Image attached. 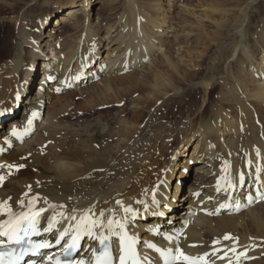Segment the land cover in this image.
Returning a JSON list of instances; mask_svg holds the SVG:
<instances>
[{"label": "bare ground", "instance_id": "obj_1", "mask_svg": "<svg viewBox=\"0 0 264 264\" xmlns=\"http://www.w3.org/2000/svg\"><path fill=\"white\" fill-rule=\"evenodd\" d=\"M42 1L50 11L42 14L38 34L19 30L11 41L0 42V53L7 55L0 61V202L19 213L39 197L36 207L47 211L32 241L51 243L62 232L66 238L76 235L91 210L103 225L80 233L85 241L73 264H93L105 240L112 242L118 264L125 230L135 239L142 264H164L157 249L176 254L180 249L205 257L207 264H264V30L251 38L247 17L259 0L234 16L221 15L236 19L239 42L222 71L213 65L210 80L190 82V90L200 93L198 104L173 118L160 102L147 110L156 100L148 91L161 90L164 103L182 94L163 90L173 88L175 76L198 70L197 64L189 69L184 56L194 54L187 39L195 31L208 38V29L219 24L210 16L219 9L199 4L189 9L183 0ZM250 38L257 45L253 53ZM39 61L37 70L33 64ZM39 68L42 78L35 85ZM145 83L150 85L142 95ZM72 90L87 94L89 108L132 96L133 115L113 127L100 115L90 121L92 133L86 130L81 139L73 122L77 115L69 111ZM182 188H188L185 195ZM128 207L136 214L125 213ZM7 219L0 215V223ZM110 220L125 228L110 226ZM49 222L55 226L46 232ZM56 249L39 253L36 264H53L63 251Z\"/></svg>", "mask_w": 264, "mask_h": 264}, {"label": "rangeland", "instance_id": "obj_2", "mask_svg": "<svg viewBox=\"0 0 264 264\" xmlns=\"http://www.w3.org/2000/svg\"><path fill=\"white\" fill-rule=\"evenodd\" d=\"M7 4H2L0 2V42L6 44L11 41L18 32L21 30L25 33L38 34V30L35 28L38 26L39 20L41 19L42 14L47 11L48 4L43 3L42 0H6ZM94 1V0H91ZM237 0H183L182 5L187 6L190 9V5H202L204 8H212L216 7L219 9V14L211 15L210 18H216L219 24L216 27L209 28L208 31L211 34L208 38H204L203 35H200L198 31H195L192 36L187 39V43H190L192 51L194 54L190 56L184 53L185 58L187 59V64L189 69L192 65H198V70H194L191 72H187L188 76L185 78L175 76L171 81L173 88H169L168 90H163V92H168L170 94H180L173 97L167 103H164L166 98L161 95V90L155 89L152 92L150 89L148 92L156 95V100L150 101L151 105L147 108L150 109L157 102L165 104V110H167L168 118H173L181 114L183 108L185 106H196L199 101L200 93L197 91L190 90L189 85L196 81H208L211 78L212 70L211 67L213 65H217V71H222L224 69V63L227 58L230 57V54L233 52V48L239 42V36L233 33L235 29L234 20L232 17H223L222 14L225 11L231 13V16H234L238 13L237 9L241 8V10H245L247 4L252 0H239L240 4L233 5V2ZM167 2V1H165ZM95 8H98V4H93ZM254 6V7H253ZM165 8H168L165 6ZM68 8H64L61 12L54 13L52 15L53 19L59 17L64 13ZM50 11V9L48 10ZM100 14H104L103 10ZM59 15V16H58ZM247 16L249 18L250 24L249 28V36L257 31L264 30V0H259L257 3L253 4L248 11ZM244 16V12H243ZM51 17V18H52ZM96 15L94 16V18ZM240 17V16H239ZM239 17H237V21L240 22ZM173 20H176V16L173 17ZM52 24V23H51ZM31 28V29H30ZM36 30V32H35ZM28 31V32H27ZM69 31V28L66 30ZM35 32V33H34ZM223 34V36L219 34ZM99 35H104V32H99ZM203 37V38H202ZM237 37V38H236ZM252 38V36H251ZM250 38V39H251ZM248 39L247 46L249 47L250 52H255L257 48L256 43L253 39ZM250 42V43H249ZM250 45V46H249ZM252 48V49H251ZM254 50V51H253ZM0 53V61L5 60L7 55ZM225 58V59H223ZM29 62L31 58L27 59ZM42 64V61L37 62L33 66L37 68ZM214 68V67H213ZM212 68V69H213ZM39 72L37 78L35 80V84L39 82L41 79L42 68H39ZM158 73L157 69L152 70V74ZM164 72H162V75ZM150 85L149 83H145L144 86L140 89V94L144 95L143 91L145 86ZM32 93H37V88L33 87ZM82 89V88H81ZM79 89V90H81ZM78 91V89H76ZM76 90H72L74 92L69 93V98L72 100L73 104L70 105V110L76 117H73L75 121V125L77 126L78 136L81 139H85L87 136V131L89 130L91 133L94 129L91 125V120L97 118L102 115L105 122H107L110 126H115L118 124L119 120H123L124 122L129 121L132 117V112L130 106L134 103V98L132 96L124 99L123 96L119 95L114 100H112L109 104H105L106 102H100L92 108H89V101L87 102V94L82 96L79 95ZM174 91V92H172ZM32 95V94H31ZM26 99L24 98L22 102H20L21 108H23V102ZM132 100V101H131ZM120 101L119 105H116ZM101 104L102 105L100 107ZM82 107V110L80 109ZM146 112L143 113V120L146 117ZM87 119V120H86ZM78 123H77V121ZM80 120V121H79ZM86 120V121H85ZM84 121V122H83ZM7 122L5 123L4 129L7 127ZM85 123V124H84ZM81 124V126H80ZM82 127V128H81ZM80 128V129H79ZM87 130V131H86ZM85 137V138H84ZM94 142H99L98 138L94 139ZM175 144V140L172 141ZM187 154H190L187 152ZM182 157L179 158V163L182 161ZM184 190V195L187 193L188 188H182L181 191ZM182 193V192H181ZM21 206V205H20ZM89 234V233H88ZM264 257V256H263Z\"/></svg>", "mask_w": 264, "mask_h": 264}, {"label": "snow or ice", "instance_id": "obj_3", "mask_svg": "<svg viewBox=\"0 0 264 264\" xmlns=\"http://www.w3.org/2000/svg\"><path fill=\"white\" fill-rule=\"evenodd\" d=\"M3 113H0L2 115ZM35 116V113L33 114ZM29 126H31L32 121H28ZM17 134V130H13V135ZM0 167H3V165H0ZM7 167H23V165L14 166V165H8ZM4 180L3 176H0V182ZM241 180H243V174H241ZM234 187V186H233ZM29 190H31V186H29ZM264 198V197H262ZM251 197H249V202H251ZM39 201V197H34L33 199L29 200L27 207V210H22L19 213H16L13 211L11 204L9 202H0V215H6L8 216V219L4 222L0 223V237H6L7 241L9 243H15V244H22L26 241V238L34 235L39 234L38 230V224L39 219L41 215L47 211L46 208H37L36 204ZM45 203L47 204V201L45 200ZM21 207H25V203L23 200L20 201ZM117 204H121V201H117ZM52 208H55V205H51ZM239 207V205H237ZM125 213H132L133 215L136 214V210L132 209L131 207L124 208ZM62 215V214H61ZM104 213L101 212L100 216H103ZM72 219H75V217H72ZM53 221H55V217H53ZM113 223H117L118 227L121 229L125 228V225L123 223L114 222V221H108V224L111 226ZM103 225V221H98L93 218L91 214V210H88L81 218L80 222L77 224L76 229L77 233L72 237V243L69 245V250L72 248H75L77 246V241L80 239V233L82 231H86L88 233H91L94 228H96L97 225ZM53 222H49V225L44 231H51L54 227ZM67 235V232H62L60 238L63 239V237ZM106 239V237H105ZM171 239V237H169ZM225 239H232L230 235H226ZM29 244H32L31 240H27ZM4 241L0 240V244H3ZM120 243H121V256L119 257L120 264H128L129 258L133 260V264H140V261L136 259L137 253L135 250V239L132 237H129L127 235V231L125 230L123 235L120 237ZM50 242L45 240L41 243L33 244L32 249L34 251H38L40 249H44L47 247H50ZM154 247V246H152ZM25 249H21L20 255L23 256L25 254ZM157 251H160L157 249ZM14 253L10 252H3L0 251V264H15V261H13L10 257L13 256ZM105 256H107V253H105ZM16 259H19L17 257ZM171 260L174 264V262L177 261H183L184 264H207V260L205 257H198L193 258L188 255H186L183 250L178 249L177 254L171 257ZM59 264V262H57ZM96 264H111V258L108 257L107 260H102L101 257H97Z\"/></svg>", "mask_w": 264, "mask_h": 264}]
</instances>
